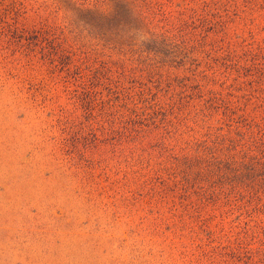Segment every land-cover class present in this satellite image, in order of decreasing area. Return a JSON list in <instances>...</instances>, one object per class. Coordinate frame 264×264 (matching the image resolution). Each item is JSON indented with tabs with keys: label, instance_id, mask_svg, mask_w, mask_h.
Listing matches in <instances>:
<instances>
[{
	"label": "rangeland",
	"instance_id": "374dc122",
	"mask_svg": "<svg viewBox=\"0 0 264 264\" xmlns=\"http://www.w3.org/2000/svg\"><path fill=\"white\" fill-rule=\"evenodd\" d=\"M262 161L264 0H0V264H264Z\"/></svg>",
	"mask_w": 264,
	"mask_h": 264
},
{
	"label": "trees",
	"instance_id": "16d2710c",
	"mask_svg": "<svg viewBox=\"0 0 264 264\" xmlns=\"http://www.w3.org/2000/svg\"><path fill=\"white\" fill-rule=\"evenodd\" d=\"M143 12L144 11L142 10V13ZM142 13L140 12L141 19L137 20L139 22L138 24H140L143 21H145L144 19L147 20V22L145 21L146 23H150L151 21L146 16V13L145 14H142ZM96 16L105 23L106 28L116 27V26H119L121 24L123 26H125V25H128L131 22H132V25L134 27H136V25L133 23V21H130L129 20L130 10L127 7L126 3H122L120 5L119 9L116 10V11H114L111 16H108V17L103 16V15H96ZM123 26H121V27H123ZM148 43H146V45L149 46V48H152L155 52H157L159 54L162 53L165 56H171V57H173L175 55L173 49H174V47H176V44L173 43L170 40V38L169 39H166V36L165 35L164 36L154 35V37H151V39H150V44H148ZM214 157H216V156H213L212 157L213 160H214L213 162H215L217 164L218 160H215L216 158H214ZM245 164H246V167L245 168L249 172H250L251 168L254 167L252 161L251 162H246ZM261 165L263 167V172H264V161L261 162ZM186 168H187V171H185V173L187 174V176L191 175L193 173L192 169H190L189 172H188V169L191 168V163H188V165H186ZM249 172H248V174H249ZM182 180H184V179L182 178ZM185 180H186V178H185ZM224 252L226 254V251H224ZM218 264H226V261L223 258L222 260H220L218 262Z\"/></svg>",
	"mask_w": 264,
	"mask_h": 264
}]
</instances>
